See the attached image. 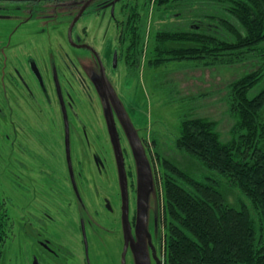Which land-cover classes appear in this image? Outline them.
<instances>
[{"label":"flooded vegetation","instance_id":"obj_1","mask_svg":"<svg viewBox=\"0 0 264 264\" xmlns=\"http://www.w3.org/2000/svg\"><path fill=\"white\" fill-rule=\"evenodd\" d=\"M142 3L143 0H0V19L15 21L9 27V37L0 39V123L12 126L1 133V138L4 143L10 140L11 133L14 135L12 145H6V149L13 148L19 165L27 164L22 156L28 157L33 176L48 188L49 209L40 211L41 219L54 223L57 218L50 235L35 233L29 220H25L24 230L41 251L31 264H68L69 257L77 258L80 264H97L92 257L101 255L92 251L96 245L93 220L111 234L104 248L106 264H132L131 255L136 263L133 247L147 255L146 242L142 239L135 243L128 220L127 176L110 103V81L116 85L114 75L139 74L148 59L146 45L141 56L139 43L132 41L130 24L131 16L142 10ZM7 4L13 5L14 11L7 10ZM87 9L100 20L91 18L76 27ZM31 21L36 24L30 29L32 52L26 53L19 34L21 27H29L26 24ZM96 22L100 23L94 26ZM67 47L83 49L94 65L81 68L77 63L81 57L71 56ZM92 72L101 77L102 93L96 96L102 98L104 93L106 99L102 103L109 112L116 160L104 148L89 151L88 176L77 153L82 145L90 150L92 142L103 139V131L95 121V96L84 76ZM72 147L78 160H73ZM30 202L33 203L31 199ZM123 217L126 229L122 233L116 228ZM77 232L79 237L75 238ZM65 235L69 236L67 241Z\"/></svg>","mask_w":264,"mask_h":264},{"label":"trees","instance_id":"obj_2","mask_svg":"<svg viewBox=\"0 0 264 264\" xmlns=\"http://www.w3.org/2000/svg\"><path fill=\"white\" fill-rule=\"evenodd\" d=\"M142 4L140 15L135 12L130 23L141 56L150 13L173 19L171 26L154 33L147 65L184 60L196 67L254 62L226 85L223 97L232 120L226 134L217 129L215 119L190 113L181 119L174 140L188 166L153 153L167 218L159 261L264 264V148L260 147L264 0H143ZM152 143L157 147L156 138Z\"/></svg>","mask_w":264,"mask_h":264},{"label":"rangeland","instance_id":"obj_3","mask_svg":"<svg viewBox=\"0 0 264 264\" xmlns=\"http://www.w3.org/2000/svg\"><path fill=\"white\" fill-rule=\"evenodd\" d=\"M6 7L9 11L14 9V6L10 4H7ZM156 14L150 13L147 21L145 44L147 58L152 56L154 33L159 28L169 26L173 21L171 16L162 15L160 17ZM91 18L100 20L101 17L90 15V10L87 9L80 17L76 27L80 28L83 23L89 22ZM14 22V18L0 19V39L9 37V27L13 26ZM99 23L96 22L94 26ZM26 25L29 27H21L19 40L22 43V51L28 53L32 52L30 46L32 31L30 29L36 24L31 21ZM100 39L97 38L96 40L99 41ZM40 50L39 48V52ZM67 50L71 56L81 57L77 62L81 68L94 65L91 62V57L83 49L67 47ZM83 57H87V60H83ZM44 58L48 57L44 56ZM253 63L252 61L233 65L196 67L194 62L184 60L170 61L155 67L150 64L147 65L145 62L139 74L132 76L119 73L114 75L116 85L110 81V103L118 140L123 150L127 176L128 220L132 225L135 243L139 244L142 239L146 242L150 264H158L157 261L163 258L162 245L167 224L162 206L160 168L156 160L153 159V153L159 152L168 155L180 163L182 167L188 166L189 162L187 161L189 160H186L180 151L178 152L174 146V140L179 134L181 119L190 113L215 119L217 129L226 134L232 124L223 97L226 94V85L246 73L248 69L253 67ZM44 64L46 62L42 63V65ZM84 76L90 85V93L92 92L95 96L94 102L97 104L95 106V121L103 131L102 140L97 141L96 144L92 142L90 150L82 145V150L77 153L79 161L89 176L91 172L87 163L89 151L104 148L113 157V161L116 160V153L114 151V134L108 118L109 112L104 109L102 103L103 98L106 100L103 97L104 93L102 98L96 96L102 93L101 77L93 72ZM255 92L256 88L250 92V95ZM51 97L55 100L54 92H51ZM0 125V228H2L0 233V264H31L34 255L40 256L41 251L34 245L30 234L24 230L25 220H29V224L35 233L50 235L53 227L56 228L57 218L54 223H48L41 219L40 211L49 209L47 205L49 204L48 188L38 177L33 176L28 157L22 156L27 164L19 165L16 163V152L11 151L13 148L6 149V145H12L14 135L11 133L10 140H6L4 143L1 138V133L4 130H11L12 126L3 121ZM132 134L135 136L138 146L133 142ZM152 138H156L157 147L152 143ZM260 147L264 148V144ZM72 150L73 160H78L75 156L74 147ZM31 178L33 179L32 182ZM30 199L33 203L30 202ZM53 212L55 213L56 209ZM20 214H23V217ZM60 215L63 217L62 214ZM24 216L26 218L30 216V218L25 219ZM116 229L122 233L126 229L124 217L121 221L118 219ZM71 232L73 233V231ZM74 235L75 238L79 237L78 232ZM93 235L96 238V245L92 251L101 256L100 258L98 256L97 258L92 257V260L96 259L97 264H106L104 248L109 242V235L111 234L93 220ZM63 237L62 239L65 238V241L69 239V236ZM98 244L103 247L99 248ZM131 260L132 264H136L132 255ZM68 264L80 263L77 258L69 257Z\"/></svg>","mask_w":264,"mask_h":264},{"label":"water","instance_id":"obj_4","mask_svg":"<svg viewBox=\"0 0 264 264\" xmlns=\"http://www.w3.org/2000/svg\"><path fill=\"white\" fill-rule=\"evenodd\" d=\"M12 1H17V0H12ZM84 7H85V5L83 6V8ZM83 8H82V10H83ZM129 131L131 132L130 127H129ZM115 137H116V135H115ZM132 140L138 146L137 140H136V138H135V136L133 134H132ZM67 151H69L68 150V137H67ZM133 252H134L137 264H150L149 258H148V256L145 254V252L143 250L137 251L133 247Z\"/></svg>","mask_w":264,"mask_h":264}]
</instances>
